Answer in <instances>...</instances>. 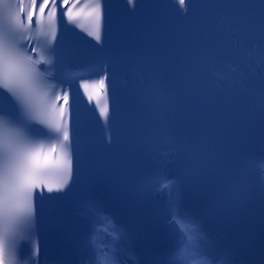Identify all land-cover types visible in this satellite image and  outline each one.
<instances>
[{
    "label": "snow or ice",
    "instance_id": "snow-or-ice-1",
    "mask_svg": "<svg viewBox=\"0 0 264 264\" xmlns=\"http://www.w3.org/2000/svg\"><path fill=\"white\" fill-rule=\"evenodd\" d=\"M26 15L27 23L22 2L14 4L12 0H0V89L12 97L20 112L19 116L5 115L0 102V264H36L34 257L39 247L34 237L36 213L33 192L38 185H47L41 179L46 173L42 170L32 140L54 139L62 149L69 147L68 129L53 116L50 106L45 103L47 94L42 92L43 81L37 70L43 58L34 59L25 50L26 40L31 39V10ZM99 83L102 88L104 81ZM84 87L87 88V85ZM64 99L67 102L66 95ZM101 115H106V112L102 111ZM33 122L47 123L48 135L32 134L30 125ZM43 163H48L46 157ZM47 175L54 177L59 186L57 191L66 187L72 176L70 154L66 152L63 162H58ZM161 187H168L167 183L162 185L161 177H148L139 185V191L160 192ZM48 191L51 192L52 188L48 187ZM110 231L114 240L119 238L114 228ZM24 242L32 246L27 261L20 256ZM100 255L104 264H111L109 252H101ZM155 264L165 262L157 260ZM221 264L224 262L221 261Z\"/></svg>",
    "mask_w": 264,
    "mask_h": 264
}]
</instances>
